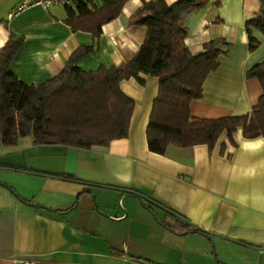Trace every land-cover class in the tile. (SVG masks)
I'll list each match as a JSON object with an SVG mask.
<instances>
[{
	"label": "crops",
	"instance_id": "0c3cea01",
	"mask_svg": "<svg viewBox=\"0 0 264 264\" xmlns=\"http://www.w3.org/2000/svg\"><path fill=\"white\" fill-rule=\"evenodd\" d=\"M21 1L0 0V50L22 38L9 70L27 84L58 74L79 46L91 47L75 61L81 70L123 64L146 34L134 14L150 0H127L97 36L72 31L62 4L16 11ZM261 9L264 0H205L183 18L192 53L215 38L228 43L202 97L191 101V116H242L257 104L261 85L245 72L264 61V35L251 28L259 45L250 51L244 23ZM139 76L142 83H119L134 102L126 137L90 149L37 145L31 136L0 144V264H264V138H244L238 128L235 144L222 132L211 150L151 152L146 125L159 81ZM177 218L212 237L166 227Z\"/></svg>",
	"mask_w": 264,
	"mask_h": 264
},
{
	"label": "trees",
	"instance_id": "16d2710c",
	"mask_svg": "<svg viewBox=\"0 0 264 264\" xmlns=\"http://www.w3.org/2000/svg\"><path fill=\"white\" fill-rule=\"evenodd\" d=\"M127 0H69L62 4L64 23L72 31L97 36L106 22L117 17ZM205 0L144 1L135 12L136 21L146 27L145 37L132 57L123 64L99 66L85 71L75 61L91 51L79 46L55 76L38 84H27L10 72L9 66L22 44L11 38L0 50V144L13 147L19 138L31 136L37 145L58 144L77 149L106 146L111 140L127 136L134 107L133 100L120 89L119 83L131 77L142 83L140 74L158 78L155 96L146 125L148 150L163 154L169 145L191 147L205 144L211 150L222 132L232 144V134L242 129L244 138H264V61L246 70V78H256L262 94L252 110L242 116L201 119L190 115L191 101L203 95V82L219 66L218 57L226 54L227 42L215 38L192 53L184 39L187 30L183 18ZM248 49L259 41L251 28L264 35V9L245 20ZM222 149V148H221ZM55 176L75 179L70 174ZM167 228L177 233L198 232L177 218Z\"/></svg>",
	"mask_w": 264,
	"mask_h": 264
},
{
	"label": "built area",
	"instance_id": "2783aa9c",
	"mask_svg": "<svg viewBox=\"0 0 264 264\" xmlns=\"http://www.w3.org/2000/svg\"><path fill=\"white\" fill-rule=\"evenodd\" d=\"M69 0H22L20 5L17 7L16 11L22 10L26 7L32 5H41L45 8H50L55 5H61L64 3H68ZM15 264H36L33 260L30 259H16L14 260ZM135 264H155L147 261H136Z\"/></svg>",
	"mask_w": 264,
	"mask_h": 264
},
{
	"label": "rangeland",
	"instance_id": "374dc122",
	"mask_svg": "<svg viewBox=\"0 0 264 264\" xmlns=\"http://www.w3.org/2000/svg\"><path fill=\"white\" fill-rule=\"evenodd\" d=\"M215 254H217V252L215 251Z\"/></svg>",
	"mask_w": 264,
	"mask_h": 264
},
{
	"label": "water",
	"instance_id": "95a60500",
	"mask_svg": "<svg viewBox=\"0 0 264 264\" xmlns=\"http://www.w3.org/2000/svg\"><path fill=\"white\" fill-rule=\"evenodd\" d=\"M175 215V214H174Z\"/></svg>",
	"mask_w": 264,
	"mask_h": 264
}]
</instances>
